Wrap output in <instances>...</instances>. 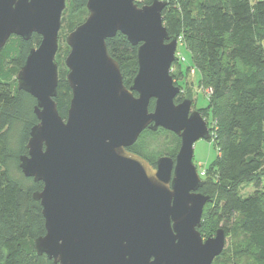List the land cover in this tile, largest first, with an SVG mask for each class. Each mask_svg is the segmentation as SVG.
<instances>
[{
    "label": "water",
    "instance_id": "obj_1",
    "mask_svg": "<svg viewBox=\"0 0 264 264\" xmlns=\"http://www.w3.org/2000/svg\"><path fill=\"white\" fill-rule=\"evenodd\" d=\"M66 1L0 0V49L12 36L41 38L15 78L35 100L37 124L19 158L23 176L42 183L32 196L45 229L35 253L54 264H212L226 236L198 231L209 196L197 192L203 181L192 163L193 145L210 135L190 100L175 103L177 39L163 25L166 2L86 0V18L65 37L71 97L63 119L55 55ZM117 33L137 47L128 87L106 47ZM158 128L177 136L179 148L152 167L127 149Z\"/></svg>",
    "mask_w": 264,
    "mask_h": 264
},
{
    "label": "trees",
    "instance_id": "obj_2",
    "mask_svg": "<svg viewBox=\"0 0 264 264\" xmlns=\"http://www.w3.org/2000/svg\"><path fill=\"white\" fill-rule=\"evenodd\" d=\"M67 1V15L86 11V0ZM165 1L162 21L167 35L170 40H182L199 73V84L210 91L208 109L218 150L210 168H217L219 185L212 188L213 181L210 183L204 173L200 192L209 196L206 205L215 192L220 206L205 213L203 209L202 217L207 215L214 233L222 229L218 224L230 225L234 252L240 254L238 260L230 262L219 260L221 254L212 264H264V0ZM172 6L174 14L170 13ZM80 23L70 26L69 32ZM40 40L35 34L28 41L12 36L0 49V264H54L34 251V240L45 234L40 204L32 197L41 191L42 183L24 177L19 168V158L27 154L29 133L37 119L35 100L17 89L15 78L29 50ZM106 47L128 87L137 71V47L120 33L107 39ZM70 97L66 81L58 83L54 101L63 119ZM152 110L153 102L149 104ZM163 131L144 130L127 150L153 162L133 148L145 135ZM173 136L177 144L165 153L169 157L179 146ZM241 183L251 184L254 193L241 196L237 189ZM198 231L201 236L209 232L204 230L202 218ZM241 257H246L244 263L239 261Z\"/></svg>",
    "mask_w": 264,
    "mask_h": 264
},
{
    "label": "rangeland",
    "instance_id": "obj_3",
    "mask_svg": "<svg viewBox=\"0 0 264 264\" xmlns=\"http://www.w3.org/2000/svg\"><path fill=\"white\" fill-rule=\"evenodd\" d=\"M145 1L147 0H137L136 3L138 6L145 5ZM163 1V0H161ZM175 4H179L180 2H185V0H173ZM257 0H250L251 3L256 2ZM70 3L66 1L65 9L63 11V16L61 19V27L58 33V50L55 55V62L57 64L58 70V83H63L66 79L67 68L64 64L65 58L68 54V47L65 43V37L69 33V27L72 25H76L79 22H83L87 16V11H84L83 14H78L76 12L71 13L70 15L66 14V11L69 9ZM175 9L173 6L170 8V13L174 14ZM65 17V18H63ZM179 57L183 58V61L175 58L176 60L173 63L171 68V72L175 75L174 85L180 89H182L184 97L186 99L192 100L191 111H197L202 116L203 120L206 123V126L209 131V139L208 140H198L193 145V159L192 163L197 169V173L199 178L201 179V175L199 173H206V178L210 181H213L212 188H215L219 185L217 180V168H210L211 164L216 161L218 156V150L215 145V127L214 120L212 118V114L208 109V97L209 90L203 88L199 84L200 76L197 69L191 64V56L188 51H186L184 47V43L182 40L179 42L177 40L176 51ZM181 62L180 65H176L175 63ZM175 64V65H174ZM179 71V72H178ZM177 144V140L171 133L168 132H159L154 136L145 135V137L141 138L139 142H137L134 146V150L141 152L146 155L150 160L155 161L157 158L165 155L166 152L172 150ZM211 163V164H210ZM215 183V184H214ZM238 193L241 196H247L254 193V188L251 184L241 183L238 185ZM211 201L204 207V213L208 212L210 209H216L220 206V201L217 198V194L213 192ZM218 206V207H217ZM207 215L203 214L202 217V226L204 230L209 231L202 233V238L206 239L208 237H212L214 235L215 229H210L209 221H207ZM206 218V221H205ZM217 228L225 229L227 232L225 238V246L222 251L221 261L226 260L236 261L238 260V253L234 252V239H231V228L230 225L218 224ZM216 228V229H217ZM241 263L246 261V257H241L239 260ZM214 263V261H213ZM248 263V262H247Z\"/></svg>",
    "mask_w": 264,
    "mask_h": 264
},
{
    "label": "flooded vegetation",
    "instance_id": "obj_4",
    "mask_svg": "<svg viewBox=\"0 0 264 264\" xmlns=\"http://www.w3.org/2000/svg\"><path fill=\"white\" fill-rule=\"evenodd\" d=\"M173 82H175V84H176V81H174V79H173ZM190 99V98H189ZM183 100H188V99H186L185 97H184V94H183V91H182V89H180L179 88V94L177 95V97H176V99H175V103L176 104H178V103H180V102H182ZM191 106H192V100H191ZM191 106H190V112H192L191 111ZM202 117V116H201ZM203 119V118H202ZM168 132V131H167ZM168 133H170V132H168ZM174 135V134H173ZM177 137V136H176ZM178 138V137H177ZM178 140H179V138H178ZM178 148H179V146H178ZM178 148H177V151H178ZM129 149V148H128ZM177 151H176V153H177ZM176 153H175V155H176ZM175 155L173 156V157H171L172 159H174V157H175ZM167 156V155H166ZM158 159V158H157ZM156 159V160H157ZM156 160L155 161H153V162H149V164L152 166V167H155V162H156ZM198 193H201L200 192V189L197 191ZM202 194V193H201ZM204 209V208H203ZM203 213V212H202ZM202 218V217H201Z\"/></svg>",
    "mask_w": 264,
    "mask_h": 264
},
{
    "label": "built area",
    "instance_id": "obj_5",
    "mask_svg": "<svg viewBox=\"0 0 264 264\" xmlns=\"http://www.w3.org/2000/svg\"><path fill=\"white\" fill-rule=\"evenodd\" d=\"M178 41L180 42V41H181V39H179ZM175 58H177V59H179V60L183 61V58L179 57V55H178L177 53H175ZM199 175H201V177H202V176L204 175V173H203V172H201V173H199Z\"/></svg>",
    "mask_w": 264,
    "mask_h": 264
},
{
    "label": "bare ground",
    "instance_id": "obj_6",
    "mask_svg": "<svg viewBox=\"0 0 264 264\" xmlns=\"http://www.w3.org/2000/svg\"><path fill=\"white\" fill-rule=\"evenodd\" d=\"M164 2H166L165 0H163ZM166 5H167V2H166ZM188 100H190L191 101V99H188Z\"/></svg>",
    "mask_w": 264,
    "mask_h": 264
}]
</instances>
